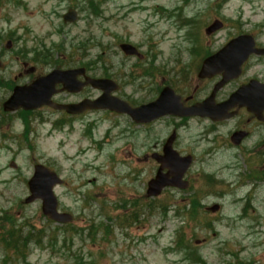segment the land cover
Wrapping results in <instances>:
<instances>
[{"label": "rangeland", "instance_id": "1", "mask_svg": "<svg viewBox=\"0 0 264 264\" xmlns=\"http://www.w3.org/2000/svg\"><path fill=\"white\" fill-rule=\"evenodd\" d=\"M73 8L79 20L65 24L61 16ZM216 20L224 26L207 35ZM19 24L20 39L7 50L8 28ZM238 33L264 45V0H0L6 65L0 71V233L33 228L46 236L21 258L0 245V264H264V175L247 183L248 168L236 153H219L205 172L194 164L186 190L166 189L151 199L145 192L157 165L146 158L144 129L128 116L2 111L12 88L28 83L8 72L22 48L44 53L43 73L84 67L90 77L117 82L113 95L139 106L156 96L169 70L200 63ZM124 42L141 58L122 54ZM99 95L87 87L81 95L54 99L69 103ZM202 129L183 134L185 148ZM37 163L64 179L54 189L59 211L73 215L64 227L42 215L40 202L24 204ZM214 204L219 211H208Z\"/></svg>", "mask_w": 264, "mask_h": 264}, {"label": "flooded vegetation", "instance_id": "2", "mask_svg": "<svg viewBox=\"0 0 264 264\" xmlns=\"http://www.w3.org/2000/svg\"><path fill=\"white\" fill-rule=\"evenodd\" d=\"M23 26V24H19V27L18 25L16 27L17 29L8 28L10 32L7 33L11 34L9 41L17 44V40L20 38L15 36L13 31L20 29V27L23 28ZM241 34L244 33H238L236 36L230 37L219 49L228 46L231 39ZM255 47L256 49H264V45L259 43L256 38ZM215 52L207 54L200 63L197 61L195 65L183 62L169 70V79L166 81L165 77H163L164 80L161 87H156L158 93L155 97H148L149 100L146 103L156 99L166 87L170 88L174 95L179 98L178 102L182 109L189 108L213 95L215 104L224 103L227 106V118L213 121L210 118L197 116L167 114L141 124L147 142H149L146 158H150L156 163L157 171L159 165L156 162V158L163 156L164 149L168 148L180 156H191L192 166L199 162L200 168L205 172L207 163L219 153H236L248 168L244 167L249 173L247 180H245L248 183L253 176L257 174L264 175V55L251 54L243 64H238L237 59H234L233 64H231V53L225 59L226 63L220 74L199 78L198 74L202 62ZM31 53L32 50L27 51V49L22 48L11 58L13 64L15 63V69H11L8 72H13L10 74L14 80H27L30 83L39 76L47 74L42 71V67L46 65L44 60L47 58L44 57V53ZM29 54H31L30 58H28ZM0 58L3 59V54H0ZM5 67L4 63L0 71L4 70ZM147 76L152 78V75ZM224 77L227 78L223 85L218 90H215ZM81 94L79 93L78 95ZM176 97L173 98L176 99ZM83 99H86V97L81 100ZM81 100L69 103H77ZM54 101L56 100L54 99ZM42 109L54 111L48 107H43L39 110ZM56 112H59L64 117H76L68 115L65 111ZM46 123H51L53 126L54 121L49 120L48 123L47 119ZM195 127L198 129L202 127L203 129L200 133L197 132L196 136H190L188 141L190 149H187L185 148L186 139L183 134ZM199 145H202L203 148L198 151ZM249 197L250 195L247 196V200H249Z\"/></svg>", "mask_w": 264, "mask_h": 264}, {"label": "water", "instance_id": "3", "mask_svg": "<svg viewBox=\"0 0 264 264\" xmlns=\"http://www.w3.org/2000/svg\"><path fill=\"white\" fill-rule=\"evenodd\" d=\"M76 20L77 13L74 10H70L64 15L65 22H75ZM222 27L223 23L216 20L206 28L205 32L210 35ZM120 49L125 55L141 57L138 50L128 43L121 44ZM251 54L264 55V49L255 48V39L252 35H240L232 39L228 46L206 58L202 63L198 76L199 78H207L220 74L228 55H231V64H233L234 59H237L238 64H243ZM1 66L2 63L0 61V68ZM85 72V68L55 69L48 75L34 80L29 85L16 86L10 97L3 103V110L5 112H14L19 109L31 111L47 106L55 110L66 111L72 115L81 114L86 110H110L119 114L129 115L137 124H143L167 114L199 116L210 118L213 121L227 118V106L224 103L216 105L213 95L201 103L182 109L178 102L179 98L174 95L170 88L163 89L155 101L135 108L112 95L113 92L118 90V85L114 81L90 78L86 76ZM78 76H83L85 81H79ZM226 78H223L215 90H218L223 85ZM58 85L62 86L61 89H57ZM87 86L101 90V96L95 100L85 99L77 104H59L52 101V97L56 94L64 91L73 94L79 93ZM173 97H176V99ZM156 161L160 164V167L154 178L147 183L146 194L148 197H157L168 187L181 190L188 188V182L183 178L192 164L190 156L181 157L173 150L165 148L164 156L157 157ZM164 169L167 172H163ZM62 183L63 181L55 172L50 171L44 165H35L33 174L27 182L29 194L25 198L24 203L29 205L40 201L41 211L45 217L60 224L70 223L72 215L58 211V201L53 192V188ZM218 210L219 205H213L208 208V211L211 212H217Z\"/></svg>", "mask_w": 264, "mask_h": 264}, {"label": "trees", "instance_id": "4", "mask_svg": "<svg viewBox=\"0 0 264 264\" xmlns=\"http://www.w3.org/2000/svg\"><path fill=\"white\" fill-rule=\"evenodd\" d=\"M188 210H191L192 212L194 210V206L189 204ZM45 237L46 236L40 231L34 230L33 228H30L24 233L22 230L14 227L10 231L4 230L2 234L0 233V245L6 250H13L16 257L21 258L25 256L26 251H28L32 244L41 246Z\"/></svg>", "mask_w": 264, "mask_h": 264}]
</instances>
